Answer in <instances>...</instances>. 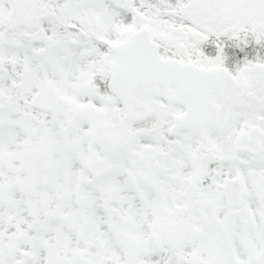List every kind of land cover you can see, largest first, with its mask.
<instances>
[{
	"label": "snow or ice",
	"instance_id": "6c2138e0",
	"mask_svg": "<svg viewBox=\"0 0 264 264\" xmlns=\"http://www.w3.org/2000/svg\"><path fill=\"white\" fill-rule=\"evenodd\" d=\"M0 264H264V0H0Z\"/></svg>",
	"mask_w": 264,
	"mask_h": 264
}]
</instances>
